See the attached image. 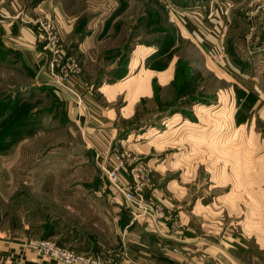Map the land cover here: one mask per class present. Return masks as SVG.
<instances>
[{
	"label": "rangeland",
	"instance_id": "374dc122",
	"mask_svg": "<svg viewBox=\"0 0 264 264\" xmlns=\"http://www.w3.org/2000/svg\"><path fill=\"white\" fill-rule=\"evenodd\" d=\"M25 4L31 11L28 18L22 10L14 15L36 28L48 59L38 75L25 65L21 52L6 43L0 27V230L21 234L25 243L49 239L59 244L79 218L71 202L86 195L84 182L99 183L105 190L100 194L109 196V208L102 212L116 207L114 199L120 202L109 187L114 190L130 207L124 212L131 220L136 213L163 217L170 208L162 200L147 199L148 192L163 194L169 202L172 196L176 210L184 180L189 186L186 197L211 199L210 184L221 186L215 189L218 196L219 190L222 195L228 191L232 179L238 184L264 179L259 170L264 155V48L259 46L264 38V0H25ZM201 30L220 43L203 46L195 34ZM53 37L61 51L54 63L56 73H67L71 87L72 79L80 77L116 112L110 163L98 161L84 141L89 139L62 109L64 92L52 84L47 69ZM140 46L152 50L144 60L139 57L134 68ZM221 48L224 54L219 58ZM145 74H150L149 91L138 95L129 110L135 86ZM129 78L124 86L104 89ZM75 105L77 112H84L85 105L80 110ZM235 119L238 124L249 119L247 130H237ZM250 131L258 150L251 166L242 165L235 174L222 147L229 139L232 145L242 144L245 139L241 142L239 133ZM118 155H124L125 166L117 184L126 192L139 186L136 204L126 200L99 166L105 163L112 170ZM171 181L173 189L166 192ZM239 187L236 197L243 192ZM74 191L80 194L71 199ZM88 195L97 199L94 192ZM239 206L244 209L241 204L236 207L234 220L244 216L240 217ZM87 214L82 218L93 213Z\"/></svg>",
	"mask_w": 264,
	"mask_h": 264
},
{
	"label": "crops",
	"instance_id": "0c3cea01",
	"mask_svg": "<svg viewBox=\"0 0 264 264\" xmlns=\"http://www.w3.org/2000/svg\"><path fill=\"white\" fill-rule=\"evenodd\" d=\"M49 3L48 5H51L52 2ZM26 6L25 0H0V27L8 40L6 43L13 46L14 50H19L25 65L39 75L48 59L43 51L40 35L34 26L18 21L14 15L15 12L22 10L28 18V13L31 11ZM195 34L203 46L220 43L219 39L206 30L195 32ZM259 42V46L264 48V38ZM141 47L135 51L136 58L132 65L134 68L139 63V57L144 60L147 52L152 50L149 48V51H145ZM143 72L145 73V69L140 72V75H143ZM149 77L150 74H145L137 82L128 105L129 110L138 95L149 91L146 88ZM130 78L107 85L104 89H108V86L116 85L117 88L124 86ZM72 85L83 98L84 112L76 111V101L68 93L60 96L62 109L67 118L74 121L80 128L84 134L83 137L89 139L90 142L84 141L90 147L89 149L100 157L98 161L103 163L109 159L110 163L116 135L112 115L116 112L105 106L103 100L98 97V92L95 93L90 89L80 77H74ZM102 89L100 88L101 91ZM105 97L108 99L106 95ZM248 120L240 121L238 124L235 119L237 130H247ZM239 134L240 138H238L241 142L245 139L242 144L232 145L233 140L229 139L228 144L222 147L227 151L226 164L230 169L235 170V174L242 165L246 168L249 164L251 166L252 154L258 150L251 131L248 134L244 132ZM233 136L235 137L234 134ZM263 151L264 147L261 152ZM221 157L225 158L223 154ZM260 158L259 170L264 174V155L261 154ZM182 168L184 180L185 170L183 166ZM122 178L125 180L124 177ZM231 182L232 184L227 186L228 191H224L223 195L219 190L218 196H215L218 191L215 189L221 186L210 184L209 189H214L211 199L207 197L192 199L186 197L189 192L188 182L182 181L179 190L181 205L176 210L172 209L174 205L171 202L172 196L169 197V202L168 197H163V194L155 191L148 192L147 199L162 200L170 208L166 209L163 217L136 213L135 217H132L134 221L131 217L129 218L131 220H126L124 209L129 206L123 200L121 201V196H118L110 187V194L120 198V202L114 199L116 207H110V212L108 210L102 212L109 208L106 205L109 202V196L104 198L100 194L105 190L101 189L99 183L84 182L82 187L86 195L94 192L97 199L91 195H85L78 200L77 195L80 191H74L71 199L75 196L77 198L71 202L74 209L72 212L79 215V218H76V224L70 227L68 235L59 240V244L70 249L73 247L72 250L79 253L109 259L116 264H264V179L257 182L245 180L239 184L237 180L232 179ZM168 184L166 186L168 188H165L166 192L173 189L172 181ZM238 185L243 192L236 197ZM240 204L244 205V209L243 206L238 207L240 217L244 216L240 220H234L233 215L236 216L238 212L236 207ZM89 211L93 214H90L88 219L82 218L88 215ZM22 237L14 231L0 230V264H63L54 262L28 248L25 238Z\"/></svg>",
	"mask_w": 264,
	"mask_h": 264
},
{
	"label": "built area",
	"instance_id": "2783aa9c",
	"mask_svg": "<svg viewBox=\"0 0 264 264\" xmlns=\"http://www.w3.org/2000/svg\"><path fill=\"white\" fill-rule=\"evenodd\" d=\"M167 1V0H161ZM51 28V24L47 25V29ZM53 29V28H52ZM51 29V30H52ZM53 32H49V35ZM223 48L220 49L219 58L223 57ZM60 49L57 45V39L54 37L52 41H50V57L47 64V69H49L52 75V84L55 85L59 90L64 93H68L73 96L76 101V104L79 108L84 105L83 99L79 93L75 90V88L69 85V76L65 73L63 76L58 75L55 71L54 63L60 57ZM124 155H118L115 158V168L109 170L107 165L104 163L103 165H99L102 168L103 173L108 178L109 181L122 193L124 194L126 200L131 204H136V192L139 190V186L137 185L132 191H124L117 184V176L121 168L125 166ZM139 201V200H138ZM28 248L40 253L42 256L63 264H114L110 261H106L97 257L87 256L84 254L76 253L74 250H71L68 247L58 244L57 242L51 241L49 239H37V240H29L26 243Z\"/></svg>",
	"mask_w": 264,
	"mask_h": 264
}]
</instances>
